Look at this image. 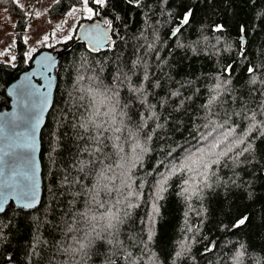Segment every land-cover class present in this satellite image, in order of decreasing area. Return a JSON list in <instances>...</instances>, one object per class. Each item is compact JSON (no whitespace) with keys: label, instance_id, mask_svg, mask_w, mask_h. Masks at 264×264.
<instances>
[{"label":"trees","instance_id":"16d2710c","mask_svg":"<svg viewBox=\"0 0 264 264\" xmlns=\"http://www.w3.org/2000/svg\"><path fill=\"white\" fill-rule=\"evenodd\" d=\"M83 5L54 0L49 16ZM87 5L93 16L71 39L29 58L28 14L0 0L17 30L15 62L0 61V110L38 53L60 55L41 134L42 202L0 215V264H264V0ZM96 21L110 25L107 49L76 42ZM82 213L106 215L92 222L99 236Z\"/></svg>","mask_w":264,"mask_h":264},{"label":"water","instance_id":"95a60500","mask_svg":"<svg viewBox=\"0 0 264 264\" xmlns=\"http://www.w3.org/2000/svg\"><path fill=\"white\" fill-rule=\"evenodd\" d=\"M110 37V25L99 21L89 22L79 28L76 42H83L90 49L98 51L111 46ZM59 61V54L49 50L41 51L34 57L32 67L7 88L10 106L0 110V209H3L0 215L12 204L25 211L35 210L41 205V134L54 104ZM45 96L47 104L43 105L41 101ZM37 115L38 122L35 118ZM33 171L37 183V199L30 202L18 193L24 187L25 178L30 177ZM29 204L31 206H27ZM7 264L18 263L10 261Z\"/></svg>","mask_w":264,"mask_h":264},{"label":"rangeland","instance_id":"374dc122","mask_svg":"<svg viewBox=\"0 0 264 264\" xmlns=\"http://www.w3.org/2000/svg\"><path fill=\"white\" fill-rule=\"evenodd\" d=\"M16 1L23 6L29 17V22L24 32L29 58L40 49L50 48L60 42L68 41L69 39H66V37L73 36L79 20L81 18L90 19L93 16V13L85 11L88 5L85 6L84 4L82 7L75 8L76 11L72 15H69V12L64 18L52 19L49 16V6L54 0ZM37 12L40 13L39 16L36 15ZM15 26V17L8 9L0 7V61L15 62V59H12L16 54L17 30ZM45 35L48 36L47 40H44ZM195 185L197 184L192 183L189 185V194L196 191V188L194 190Z\"/></svg>","mask_w":264,"mask_h":264},{"label":"snow or ice","instance_id":"6c2138e0","mask_svg":"<svg viewBox=\"0 0 264 264\" xmlns=\"http://www.w3.org/2000/svg\"><path fill=\"white\" fill-rule=\"evenodd\" d=\"M57 2H58V0H57ZM129 2H131V0H129ZM136 2H137V4H138V3H139V0H136ZM95 3L98 4V5H100V4H104V3H105V0H95ZM84 4H85V6H86V5L88 4V0H84ZM21 7H23V6L21 5ZM75 11H76V9H73L72 12L69 13V15H72ZM85 11L88 12V13H92V12H93V9H92V8H88V7H86V8H85ZM36 15L39 16L40 13L37 12ZM190 15H191V13L189 12L188 15L185 16V18H184V22H185V23H187L188 16H190ZM105 23H110V22H109V21H105ZM29 27H30V26H29ZM221 27H222V26H221ZM217 30H219V28H218ZM176 31H179V29H176ZM47 39H48V36L45 35L44 40H47ZM66 39H71V37H66ZM12 59L14 60L15 57H13ZM249 71L251 72L252 69L250 68ZM145 78H146V77H145ZM133 90H134V91H139V90H137V89H133ZM36 91L38 92L39 90L37 89ZM33 94H34V93H29V95H33ZM106 99H107V98H106ZM41 103H42L43 105H46V104H47V97H46V96L43 98V100L41 101ZM100 104H101V105H105V101H101ZM30 107H33V108H34L35 105H30ZM92 107L95 108V110H96V115H97V116H100V115H108V112L101 113V112L99 111V108H98L95 104H93ZM149 107H151V106H149ZM42 110H43V109H41V111H42ZM109 111H113V110H112V109H109ZM153 115H155V114L153 113ZM35 118H36V120H37V122H38V120H39L38 115H37ZM252 119H254V115H253ZM97 127H98L100 130H110V129H104L103 124L98 125ZM158 127H159V125H158ZM114 131H115V132H119L120 129H119V128H115ZM209 135H211V133H209ZM94 139H96V140L99 142V135H98L97 137H95ZM202 139L207 140V137H202ZM211 147H212V148L219 147V144H213V145H211ZM249 147H250V146H249ZM247 150H248V149H245V151H247ZM96 151H100V149L97 148ZM202 151H203V149H199V148L197 149V152H202ZM226 154H227V153H224V155H226ZM192 156H193V153L190 152V153L187 154V157H186V158H187L188 160H192ZM212 163H217V164H218L219 161H218V160H214V161H212ZM192 164H193V165H198V166H203L205 169H207L208 167H210V165L207 164V163H205L203 159L192 160ZM184 167L187 168L189 171H194V170H196V169H194L193 167H191V166L188 165V164H185ZM81 170H82V169H81ZM200 174H201L202 176H205V179H207L206 175H205L203 172L200 173ZM65 179H66V178H65ZM164 182H166V181H164ZM185 183H187V181H185ZM104 190L106 191L107 194L110 195V190L107 189V185H105ZM90 191H91V190H90ZM160 191H163V188H161ZM18 194H19V196H20L21 198L26 199V200H29L30 202H34V201L37 199V183H36L35 172H34V171H33L32 175H31L30 177H26V178H25L24 187L19 191ZM98 195H99V192L97 191V192L93 195L92 200H93V202H95V203L97 204L98 207H101V208H102V207H104V204H103L102 202H100V201L97 199V196H98ZM130 195H131V193H130ZM158 195H159V193H158ZM160 198H162V197H160ZM27 206H31V204H29V205H27ZM129 207H131V205H129ZM0 211H3V209H0ZM81 215H83V216L85 217V221H86L87 223H89V224L92 226V232L96 233V235L99 236V232L97 231L96 226H95L94 224H92V222H93V221L99 222V220H103V219H105V218H106V215H101L100 217H96V216H91V217H89V216L87 215V213H82ZM246 220H247V217H244V218L238 220L237 223H236V225H234V226H237V227H238L239 225L244 224ZM113 226H114V225L112 224L111 219L109 218L106 227L111 228V227H113ZM149 239H151V235H149ZM85 246H86V245L81 244V249H83ZM66 251H67V250H66ZM177 255H180V253L178 252Z\"/></svg>","mask_w":264,"mask_h":264},{"label":"bare ground","instance_id":"6f19581e","mask_svg":"<svg viewBox=\"0 0 264 264\" xmlns=\"http://www.w3.org/2000/svg\"><path fill=\"white\" fill-rule=\"evenodd\" d=\"M175 30V29H174Z\"/></svg>","mask_w":264,"mask_h":264}]
</instances>
